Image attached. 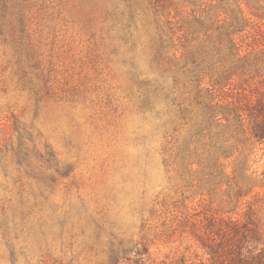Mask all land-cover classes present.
<instances>
[{
    "label": "rangeland",
    "instance_id": "obj_1",
    "mask_svg": "<svg viewBox=\"0 0 264 264\" xmlns=\"http://www.w3.org/2000/svg\"><path fill=\"white\" fill-rule=\"evenodd\" d=\"M86 19L78 0H0V264L198 261L190 231L222 189L165 165L126 49Z\"/></svg>",
    "mask_w": 264,
    "mask_h": 264
},
{
    "label": "trees",
    "instance_id": "obj_2",
    "mask_svg": "<svg viewBox=\"0 0 264 264\" xmlns=\"http://www.w3.org/2000/svg\"><path fill=\"white\" fill-rule=\"evenodd\" d=\"M78 1L91 35L126 49L132 100L162 124L165 165L201 173L211 196L222 189L216 210L191 228L202 252L191 264H264V198L255 194L264 172L254 168L264 146V4ZM188 262L182 254L169 264Z\"/></svg>",
    "mask_w": 264,
    "mask_h": 264
}]
</instances>
